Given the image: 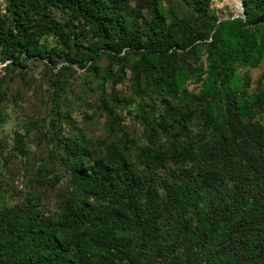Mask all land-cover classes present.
<instances>
[{"label": "trees", "instance_id": "trees-1", "mask_svg": "<svg viewBox=\"0 0 264 264\" xmlns=\"http://www.w3.org/2000/svg\"><path fill=\"white\" fill-rule=\"evenodd\" d=\"M212 1L0 2V125L14 80L31 86L41 64L52 131L35 136L58 160L48 179L26 174L58 192L54 208L40 188L9 202L0 177V264H264V70L254 88L250 72L264 61V0L228 19ZM73 66L85 70L77 99L100 92L106 138L74 130ZM126 79L129 96L116 89ZM37 125L14 132L26 161Z\"/></svg>", "mask_w": 264, "mask_h": 264}, {"label": "rangeland", "instance_id": "rangeland-1", "mask_svg": "<svg viewBox=\"0 0 264 264\" xmlns=\"http://www.w3.org/2000/svg\"><path fill=\"white\" fill-rule=\"evenodd\" d=\"M135 2V0H134ZM167 4V1H165ZM211 8L217 12L221 19H228L234 17H244L242 9V0H213ZM55 16L57 19H61L60 12L56 11ZM52 43V42H51ZM102 64H106V60H102ZM65 63H61L58 69ZM5 64L0 63V78L4 76ZM75 71L71 72L70 82L73 84L74 92H69L65 97L68 98L69 104L65 107L69 111L73 124L77 129L84 134L92 137L93 139H102L110 136V132L106 128V117L99 111L98 105L100 104L99 96L100 92H93L86 90L87 95L82 94L83 101L77 99L75 96L82 91L81 86L83 84L82 78L85 77V70L80 69L77 66H73ZM264 70V61L258 68L251 69L252 76V88L256 85V80ZM30 76L34 82L31 86L25 85L20 79L14 80L11 85L13 93L16 95V100H12L9 103L4 104V110L6 114L5 121L0 125V177L4 182L6 195L9 202L15 203L23 200L27 192H35L37 188H40L45 193L51 202V208L58 199V192L52 191L51 187L45 180L40 183L28 182L26 180L27 172L35 171L40 168L41 177L47 176V179L52 177L57 171L56 164L58 160H55L52 150L55 148L50 139L46 140L44 137L35 136L36 129H42L43 132L52 131L49 126L50 120L53 118L50 116L51 100L46 94H43L44 88L48 81V72H46L44 66L37 63H32L30 68ZM197 88L196 84L190 83L189 90ZM116 89L123 92L125 96L131 95L130 81L125 80L124 84H118ZM107 90L111 91V85L107 86ZM12 95V94H11ZM45 104H47L45 107ZM134 107L130 104L124 103L119 112L123 117L124 124L129 127V130L135 136H141L143 131V125L135 118ZM38 120V128L33 127L34 132H30L27 137L28 145L31 148L32 154L28 161L21 157L15 150V143L13 141L14 132L17 130L21 134L26 132V123L29 121L34 122ZM49 129V131H48ZM66 135L73 132L72 128L65 131ZM28 167V170H26ZM26 168V169H25ZM53 173V174H52ZM63 184L59 183L58 187H62ZM64 187V186H63Z\"/></svg>", "mask_w": 264, "mask_h": 264}, {"label": "water", "instance_id": "water-1", "mask_svg": "<svg viewBox=\"0 0 264 264\" xmlns=\"http://www.w3.org/2000/svg\"><path fill=\"white\" fill-rule=\"evenodd\" d=\"M242 9H243V12H244L243 2H242ZM244 16H245V15H244Z\"/></svg>", "mask_w": 264, "mask_h": 264}, {"label": "built area", "instance_id": "built-area-1", "mask_svg": "<svg viewBox=\"0 0 264 264\" xmlns=\"http://www.w3.org/2000/svg\"><path fill=\"white\" fill-rule=\"evenodd\" d=\"M5 0H0L1 3H4Z\"/></svg>", "mask_w": 264, "mask_h": 264}]
</instances>
